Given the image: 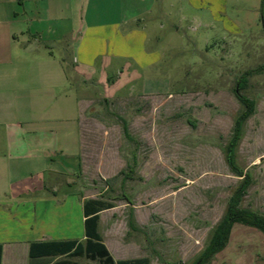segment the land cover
<instances>
[{
    "label": "rangeland",
    "instance_id": "1",
    "mask_svg": "<svg viewBox=\"0 0 264 264\" xmlns=\"http://www.w3.org/2000/svg\"><path fill=\"white\" fill-rule=\"evenodd\" d=\"M153 12L144 23L151 35L145 52L130 47V57L104 69L105 56L127 51L128 40H98L95 78L70 65L66 124L83 147L76 167L55 163L74 168L72 190L81 199L114 206L102 213L100 234L115 260L196 264L241 182L226 155L245 110L240 80L241 94L255 104L235 149L237 168L251 175L241 207L264 215V0H156ZM72 204L80 206L78 199ZM34 208L18 219L26 234L31 226L42 235L52 218ZM70 217L74 233L75 208ZM60 230L55 237L68 231ZM52 258L102 264L62 253ZM211 264H264V234L235 224Z\"/></svg>",
    "mask_w": 264,
    "mask_h": 264
},
{
    "label": "crops",
    "instance_id": "2",
    "mask_svg": "<svg viewBox=\"0 0 264 264\" xmlns=\"http://www.w3.org/2000/svg\"><path fill=\"white\" fill-rule=\"evenodd\" d=\"M155 3L156 0H0L1 264H29L32 243L86 240L83 205L91 198L81 199L79 192H73L70 176L74 168L55 163L68 160L76 167L80 156L76 155L77 147H83L81 138L75 136L73 141L71 125L66 124L72 111L67 91L72 82L70 65L86 78H95L92 72L100 53L98 40L109 44L128 40L127 51L114 48L105 56L104 69L115 66L114 59L130 57L131 50L145 52L151 35L144 23L154 18ZM125 28L128 32L124 35ZM73 199H78L80 206L74 207ZM33 205L36 212L42 207L41 214L52 218L51 226L42 235L39 228L37 235L31 226L30 235L26 234L18 219L32 216ZM73 207L78 217L74 233L70 217ZM104 211L99 213L100 233ZM57 228L68 231L65 236L55 237L62 234Z\"/></svg>",
    "mask_w": 264,
    "mask_h": 264
},
{
    "label": "trees",
    "instance_id": "3",
    "mask_svg": "<svg viewBox=\"0 0 264 264\" xmlns=\"http://www.w3.org/2000/svg\"><path fill=\"white\" fill-rule=\"evenodd\" d=\"M241 82L242 80H240L236 93L245 110L236 120L233 138L226 150L227 160L237 172V176L241 178V182L230 198L226 213L213 230L210 240L200 254L196 264H211L212 259L227 247L233 226L237 223L253 227L264 234V215L241 207L242 199L251 185V175L237 168L235 149L242 135L243 124L253 114L255 105L252 100L241 94L239 90L241 89ZM124 131L128 135L126 123H124ZM113 207L112 204H108L102 199H89L85 201L83 209L86 240L84 242L64 240L32 243L29 251V264H81L64 259L54 262L52 256L57 255V253L67 254L70 257H85L90 260H99L102 264H151L149 258L115 260L111 255L99 232V213ZM2 253L3 247L0 245V264L2 263Z\"/></svg>",
    "mask_w": 264,
    "mask_h": 264
}]
</instances>
